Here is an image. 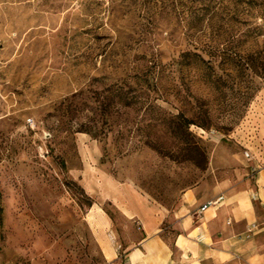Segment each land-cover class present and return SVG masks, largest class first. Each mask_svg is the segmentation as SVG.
Listing matches in <instances>:
<instances>
[{"label":"rangeland","instance_id":"rangeland-1","mask_svg":"<svg viewBox=\"0 0 264 264\" xmlns=\"http://www.w3.org/2000/svg\"><path fill=\"white\" fill-rule=\"evenodd\" d=\"M263 133L264 0H0V264H106V176L173 210Z\"/></svg>","mask_w":264,"mask_h":264},{"label":"crops","instance_id":"crops-1","mask_svg":"<svg viewBox=\"0 0 264 264\" xmlns=\"http://www.w3.org/2000/svg\"><path fill=\"white\" fill-rule=\"evenodd\" d=\"M260 141L253 139L249 148L252 175L228 178L211 193L190 188L173 210L135 184L106 176L110 191L99 204L108 201L123 220L115 224L99 205L90 210L106 264H264V133ZM116 246L123 249L121 258Z\"/></svg>","mask_w":264,"mask_h":264},{"label":"built area","instance_id":"built-area-1","mask_svg":"<svg viewBox=\"0 0 264 264\" xmlns=\"http://www.w3.org/2000/svg\"><path fill=\"white\" fill-rule=\"evenodd\" d=\"M222 200H223V197H220L215 201L214 200L208 201L204 206H202L201 211H205L211 208L212 206H215L217 203H219Z\"/></svg>","mask_w":264,"mask_h":264},{"label":"trees","instance_id":"trees-1","mask_svg":"<svg viewBox=\"0 0 264 264\" xmlns=\"http://www.w3.org/2000/svg\"><path fill=\"white\" fill-rule=\"evenodd\" d=\"M177 120H178L179 122H181L182 126H185V127H187V128L192 124L191 122H188V121H187V122L185 123V125H184V121H185V120H184V118H183L181 115H178V116H177ZM199 153H200V151H199ZM201 155H202V152H201ZM91 206H92V204H91Z\"/></svg>","mask_w":264,"mask_h":264}]
</instances>
